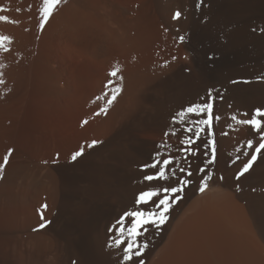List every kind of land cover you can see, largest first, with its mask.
Segmentation results:
<instances>
[{
  "label": "bare ground",
  "instance_id": "obj_1",
  "mask_svg": "<svg viewBox=\"0 0 264 264\" xmlns=\"http://www.w3.org/2000/svg\"><path fill=\"white\" fill-rule=\"evenodd\" d=\"M37 1L14 0L7 13L27 33ZM49 19L54 43L37 47L46 56L20 29V72L0 83V163L13 149L0 178V264H123L122 249L109 247L117 220L156 210L136 204L138 194L179 180L191 183L167 221L137 237L148 245L144 264H264V150L255 153L261 135L237 123L264 109V0H65ZM166 43L179 57L167 58ZM210 89L220 119L208 129L196 123L206 114L185 110ZM170 157L175 176L144 179L159 167L145 165Z\"/></svg>",
  "mask_w": 264,
  "mask_h": 264
},
{
  "label": "snow or ice",
  "instance_id": "obj_2",
  "mask_svg": "<svg viewBox=\"0 0 264 264\" xmlns=\"http://www.w3.org/2000/svg\"><path fill=\"white\" fill-rule=\"evenodd\" d=\"M62 2H65V0H43V8L40 10L41 15L43 17V21L41 22V28L44 26V22L48 20V18L53 14V12L56 10L57 6L61 4ZM200 5L197 4V7ZM3 10V9H0ZM181 17V12L177 11L175 15L173 16V19H179ZM0 20H8V17L0 16ZM8 37H0V41L8 40ZM184 37H181V40H183ZM2 46V44H0ZM7 50V49H5ZM119 72V68H114L113 71L109 73L110 76L116 77ZM120 79H123L120 77ZM2 83V81H0ZM112 81H109V84H111ZM213 90H209L208 93V99L202 104H195L192 106H189L185 112L186 113H194L196 115L200 114H206V118L197 121L196 123L198 125H205L208 129H211L212 127V121L213 119L219 120V116H213V107H214V100L215 97L212 95ZM118 94L117 91L112 92V99L108 100V104H111L113 100L115 99L116 95ZM102 111H105L102 109ZM99 114V113H98ZM182 118L185 115L184 113H178ZM233 120L236 119L235 116L232 117ZM87 123V121H85ZM237 123L244 124V125H251L252 128L258 132L261 135V141H258L256 146L254 148V152L259 154L262 150H264V109L257 108L255 110V113L249 118V119H243L238 120ZM189 132L192 131L191 128L187 129ZM204 131L203 128L197 127L195 135L197 138L199 137L200 133ZM167 135V133H166ZM209 135H212L211 132H209ZM100 143L99 141H92V144L89 145V147H92L96 144ZM181 143L186 145H192L194 141L189 138L186 141H181ZM211 145V153L213 158L215 157V142L212 140H209L208 143H206L204 146L206 148ZM248 146L251 148L253 147V142L251 140L248 141ZM181 152H188L192 155L195 154V151L191 147H185L182 149H179ZM13 154V149H8L7 154L3 158V163H0V178H2L3 171L5 166L9 163V157ZM83 154V148H81L80 151L75 152L72 155V160L75 161L77 157H80ZM207 155V153H205ZM159 155V154H158ZM257 155L253 154L251 155V159L244 165L243 169L240 172V176H243L245 173H247L253 166V163L256 161ZM174 158H165L162 161L157 160L156 163L152 165H145V167H151V168H157L158 170L155 175H146L144 177L147 181L152 180H168L170 178L169 171L171 172V176L176 175V170L169 169L168 166L173 164ZM213 160H208L207 163L211 164ZM180 172H186L187 176L191 177L193 173L191 171L186 170L183 167L179 168ZM200 171H204V169H200ZM239 178V177H238ZM211 179L210 176L205 179V177H201V185L199 187L200 192H204L207 188V180ZM191 183V180H179L178 185L179 186H169L162 188L160 190H149V191H141L138 196L136 197L135 203L136 204H148L153 203L156 210L150 211L145 213L144 211H126L124 214L117 220V225H119V228L117 231L119 232V239H115L112 244L109 245V247L115 246L117 248L122 249V262L123 264H144L142 257L143 250L148 247L147 243L140 244L137 241V237L142 235L141 229H143L144 232L148 231L147 225L151 224L155 227L159 228L161 225H163L167 219H168V213L170 209L172 208V202H175V200L179 199V193L184 190V188ZM161 193L164 195L161 197ZM171 194V195H169ZM158 198V202L157 199ZM42 209H47V205L44 204L41 206ZM41 220H44L43 212H41ZM126 221H129L130 226L127 227V229L124 228V224ZM46 223L48 221H44V223L40 224V228L45 227ZM113 227H116L115 225ZM125 231L127 232V236L124 235ZM75 264V262H73Z\"/></svg>",
  "mask_w": 264,
  "mask_h": 264
},
{
  "label": "rangeland",
  "instance_id": "obj_3",
  "mask_svg": "<svg viewBox=\"0 0 264 264\" xmlns=\"http://www.w3.org/2000/svg\"><path fill=\"white\" fill-rule=\"evenodd\" d=\"M6 1V2H5ZM0 0V9L1 8H3V10H4V13H3V10H0V16H3V15H7L8 16V14H10V13H8V12H13V8H15V7H13L12 8V6L13 5H11V4H13V2H14V0ZM41 0H39V1H37L38 3L37 4H35V5H37V6H35V7H33V9H35V10H33V17H31V19H32V21H30V25H31V23H32V25H31V29H30V31L31 32H33V33H31V32H26V30H23L21 27H20V24L21 23H19L18 21H16V23L18 22V25H17V27H15V25H16V23H15V17L12 15V13H11V15L13 16H11L12 17V19H11V17L10 16H8V21L7 20H0V37H8L9 39L8 40H3V41H0V44H2V46H0V81H1V79H2V82H5V81H8V80H11L12 78H15L16 77V75H17V73H19L20 72V64L18 65V57L16 56V49L15 48H17L16 47V42L18 41L17 39L18 38H20L21 37V35L19 34L20 32H19V30L21 29V33H22V30L24 31L23 33H25V34H27V35H29V33H30V35H29V38H32L31 40H29L30 41V43H29V46H30V51H32L34 48H36L35 50H33L34 52H39V50H37V47H38V49H39V47H40V49H42V50H44V46H48L49 45V43L51 42V40L49 39L48 41H46L48 38L47 37H49L48 36V32H46L47 31V24L45 25V22H44V26H43V28L41 29V26L39 27V25H41V22L43 21V17L40 15L41 14V9L43 8V0L41 1V8H40V4H39V2H40ZM3 4V5H2ZM5 5V6H4ZM8 5V6H7ZM11 5V6H10ZM14 5H15V3H14ZM39 5V6H38ZM10 8V9H9ZM35 11V12H34ZM37 12V13H36ZM8 13V14H7ZM7 16H5V17H7ZM39 16V17H38ZM52 16V15H51ZM50 16V17H51ZM38 17V18H37ZM42 17V18H41ZM49 17V18H50ZM39 18H41V19H39ZM48 18V19H49ZM30 19V20H31ZM35 20V21H34ZM37 20V21H36ZM50 20V19H49ZM49 20L48 21H46V22H49ZM11 21V22H10ZM37 23L36 25H35V23ZM15 24V25H14ZM23 25V24H22ZM35 27H34V26ZM23 27V26H22ZM16 28V29H15ZM24 28V27H23ZM14 29V30H13ZM13 31V32H12ZM22 33V35H24ZM16 35H18V37L16 36ZM34 35V36H33ZM13 36V37H12ZM22 37H24V36H22ZM21 37V38H22ZM13 38V39H12ZM16 40V41H15ZM14 41H15V43H14ZM46 42V43H45ZM48 42V43H47ZM10 43H12V44H10ZM45 43V44H44ZM52 44L54 43V42H51ZM31 44V45H30ZM32 44H33V46H32ZM47 44V45H46ZM51 44V45H52ZM167 44V43H166ZM9 45V46H8ZM43 47H42V46ZM14 46V47H13ZM33 48H32V47ZM55 46V45H54ZM165 46V45H164ZM164 46L162 45V48L163 49H165V51H166V49H167V54H168V57L167 58H169V56H171V55H174L175 54V56L174 57H176L178 54H179V51L177 50V51H175L176 49H177V47L176 46H174V45H171V44H167L166 45V47L164 48ZM168 46V47H167ZM172 46V47H171ZM174 46V47H173ZM29 48V47H28ZM45 48H47V47H45ZM5 49H7V50H5ZM42 50L39 52L40 54H41V52H42ZM170 50V51H169ZM32 51V52H33ZM171 52V53H170ZM174 52V53H173ZM39 53H37V55H40ZM45 53V51H43L42 52V56L40 55L39 57H44V55L46 56V53ZM173 53V54H172ZM171 54V55H170ZM173 57V56H172ZM172 58V59H175V58ZM177 57H179V55L177 56ZM19 68V69H18ZM17 71V72H16ZM9 90V89H8ZM4 92V91H3ZM5 95V94H4ZM1 96V95H0ZM3 99H1V97H0V105L1 104H3L1 101H3V102H5L6 103V101H7V98H4V97H2ZM6 100V101H5ZM14 100V99H13ZM13 100H11L10 101V99H9V101L10 102H12ZM25 100V99H24ZM8 101V103L7 104H9L10 102ZM29 100H27L26 99V101L24 102V104L23 105H26V103L28 102ZM1 107H3V105H1ZM1 163H3V162H1Z\"/></svg>",
  "mask_w": 264,
  "mask_h": 264
}]
</instances>
